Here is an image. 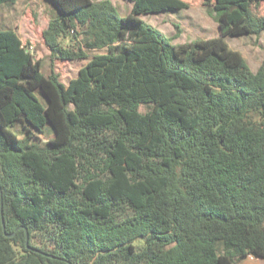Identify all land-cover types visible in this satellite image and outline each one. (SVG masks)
<instances>
[{
  "label": "trees",
  "instance_id": "1",
  "mask_svg": "<svg viewBox=\"0 0 264 264\" xmlns=\"http://www.w3.org/2000/svg\"><path fill=\"white\" fill-rule=\"evenodd\" d=\"M53 1L54 57L105 51L65 84L0 28V264L264 258V61L226 40L264 0H214L220 36L177 44L141 15L186 0Z\"/></svg>",
  "mask_w": 264,
  "mask_h": 264
},
{
  "label": "rangeland",
  "instance_id": "2",
  "mask_svg": "<svg viewBox=\"0 0 264 264\" xmlns=\"http://www.w3.org/2000/svg\"><path fill=\"white\" fill-rule=\"evenodd\" d=\"M112 1L123 15L128 14L132 9L133 3L130 0ZM186 1L189 3L188 8L152 12L141 15V18L164 32L174 44L220 36L219 24L213 10L214 0ZM255 11L264 14V2L256 6ZM57 12L53 0L3 2L0 4V28L16 30L24 43H28L36 59L43 61L45 75L56 73L63 83L69 84L94 55L105 50H89L87 59L62 60L54 57L45 43L43 33L51 17ZM226 40L233 49L239 50L244 55L254 72L259 69L264 61V31L260 35L227 36ZM140 109L145 112L150 110L151 106L143 104ZM240 264H264V258L251 255Z\"/></svg>",
  "mask_w": 264,
  "mask_h": 264
},
{
  "label": "water",
  "instance_id": "3",
  "mask_svg": "<svg viewBox=\"0 0 264 264\" xmlns=\"http://www.w3.org/2000/svg\"><path fill=\"white\" fill-rule=\"evenodd\" d=\"M1 211H2V221H3V225H5V219H4V216H3V200L1 199ZM8 236H12L13 234H7ZM28 239H29V234L27 232V245L29 248H31V246H29L28 244Z\"/></svg>",
  "mask_w": 264,
  "mask_h": 264
}]
</instances>
